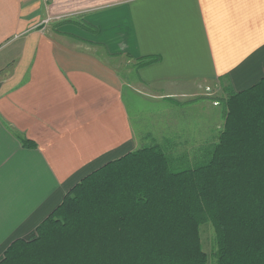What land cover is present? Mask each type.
<instances>
[{
  "label": "crops",
  "instance_id": "1",
  "mask_svg": "<svg viewBox=\"0 0 264 264\" xmlns=\"http://www.w3.org/2000/svg\"><path fill=\"white\" fill-rule=\"evenodd\" d=\"M263 77L264 0H0V260L82 178L138 148L137 94Z\"/></svg>",
  "mask_w": 264,
  "mask_h": 264
},
{
  "label": "trees",
  "instance_id": "2",
  "mask_svg": "<svg viewBox=\"0 0 264 264\" xmlns=\"http://www.w3.org/2000/svg\"><path fill=\"white\" fill-rule=\"evenodd\" d=\"M206 219L216 264H264V77L230 90L205 163L174 171L156 144L109 161L67 192L36 237L14 240L0 264H206Z\"/></svg>",
  "mask_w": 264,
  "mask_h": 264
},
{
  "label": "rangeland",
  "instance_id": "3",
  "mask_svg": "<svg viewBox=\"0 0 264 264\" xmlns=\"http://www.w3.org/2000/svg\"><path fill=\"white\" fill-rule=\"evenodd\" d=\"M114 62L120 69L126 64L121 58ZM228 89L227 85L212 84L193 90L191 95L162 99H153L147 93H139L141 97L137 94L130 112L138 148L156 144L174 171L205 163L223 129L226 100L231 90ZM199 238L207 256L206 264H216L218 244L209 219L199 225Z\"/></svg>",
  "mask_w": 264,
  "mask_h": 264
}]
</instances>
